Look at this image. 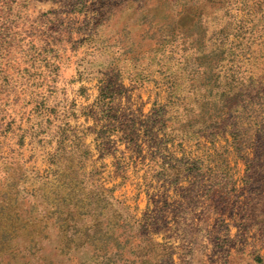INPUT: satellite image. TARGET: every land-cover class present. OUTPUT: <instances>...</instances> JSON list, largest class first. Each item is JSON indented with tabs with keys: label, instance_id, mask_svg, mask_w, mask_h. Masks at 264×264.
Segmentation results:
<instances>
[{
	"label": "rangeland",
	"instance_id": "374dc122",
	"mask_svg": "<svg viewBox=\"0 0 264 264\" xmlns=\"http://www.w3.org/2000/svg\"><path fill=\"white\" fill-rule=\"evenodd\" d=\"M201 1L229 3L219 37L264 81V0ZM198 2L0 0V264H264V167L228 132L171 129L203 103Z\"/></svg>",
	"mask_w": 264,
	"mask_h": 264
},
{
	"label": "trees",
	"instance_id": "16d2710c",
	"mask_svg": "<svg viewBox=\"0 0 264 264\" xmlns=\"http://www.w3.org/2000/svg\"><path fill=\"white\" fill-rule=\"evenodd\" d=\"M224 4L220 1L212 6L213 10L210 14L206 13L209 8H206V5L203 6V1L199 0L197 4L196 13L194 14L199 20L197 24L200 25L203 18L207 19L209 23L215 22L214 35L217 36L215 39L208 41V43L214 41L215 46L206 50L209 52H204L205 45L196 49L192 53L194 62L191 64L190 71L187 69L183 71L185 78L190 83L188 92L201 93L200 100L203 103L202 107L198 106L199 113L193 108H184L187 111L186 116L191 114L192 119L184 120L180 128L174 130L172 127L171 129L177 135L179 132L182 140L191 132H195V125H197L196 129L198 131L203 130V133L211 139L222 132H228L231 136V144L239 155L248 148L251 149L252 157H246L248 169L258 165L264 167V81L245 79L241 75L242 72L236 62L237 57L245 52H235L230 45H225L226 38L219 37L226 30L224 27L227 22H223V18L229 15L230 10L228 9L229 3L227 7ZM255 5L257 6L255 12H257L261 5L260 3ZM224 7H226V10H224ZM239 21L241 24L238 29L244 40L239 44H247L251 40L253 41L254 38H250V34L257 29V26L253 23V13L248 12V18ZM203 33L204 31L201 30V35ZM214 35L210 34L209 37H214ZM181 46H183V43ZM183 64L182 69L187 68L190 64L185 55L182 58ZM198 75L202 76V79L201 81L197 80V85H195V77H198ZM173 85L179 86L175 82H173ZM172 95L173 91H170V97ZM185 106H187V103L183 105V107ZM207 113H210V115L207 116ZM187 126H190V130ZM198 133L202 132H195V135ZM191 161L193 162L184 165H188L197 174L199 161ZM183 167L181 163H175L169 166L168 171L163 165L162 171H168V175H171L174 171V180H178L175 178L180 176L179 171Z\"/></svg>",
	"mask_w": 264,
	"mask_h": 264
}]
</instances>
